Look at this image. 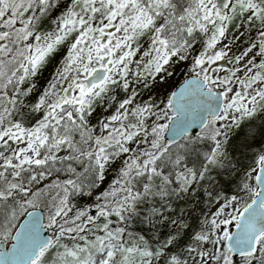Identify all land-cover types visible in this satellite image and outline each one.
Instances as JSON below:
<instances>
[{
  "label": "snow or ice",
  "instance_id": "6c2138e0",
  "mask_svg": "<svg viewBox=\"0 0 264 264\" xmlns=\"http://www.w3.org/2000/svg\"><path fill=\"white\" fill-rule=\"evenodd\" d=\"M0 264H264V0H0Z\"/></svg>",
  "mask_w": 264,
  "mask_h": 264
}]
</instances>
